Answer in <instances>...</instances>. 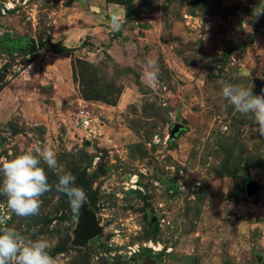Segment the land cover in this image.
I'll list each match as a JSON object with an SVG mask.
<instances>
[{"label":"rangeland","instance_id":"1","mask_svg":"<svg viewBox=\"0 0 264 264\" xmlns=\"http://www.w3.org/2000/svg\"><path fill=\"white\" fill-rule=\"evenodd\" d=\"M108 4L123 18L89 25ZM0 36V157L47 144L86 194L74 212L44 165L39 213L0 196V228L48 240L56 264H264V136L221 96L264 94V0H0ZM86 214L101 233L81 245Z\"/></svg>","mask_w":264,"mask_h":264},{"label":"clouds","instance_id":"2","mask_svg":"<svg viewBox=\"0 0 264 264\" xmlns=\"http://www.w3.org/2000/svg\"><path fill=\"white\" fill-rule=\"evenodd\" d=\"M147 86L151 87L157 78L156 64L147 62ZM221 96L241 115H251L253 130L264 136V94L256 95L252 90L237 84H225ZM47 168L56 171L58 182L55 187L68 197L75 212L83 204L86 194L76 186V177L70 171L58 168L57 153L45 144L29 149L12 158L0 157V196L6 198V207L17 217L27 218L37 215L41 207V197L51 190ZM4 205H0L3 207ZM5 217H0V223ZM51 245L46 239L26 240L19 232L0 228V264H56L50 255Z\"/></svg>","mask_w":264,"mask_h":264},{"label":"water","instance_id":"3","mask_svg":"<svg viewBox=\"0 0 264 264\" xmlns=\"http://www.w3.org/2000/svg\"><path fill=\"white\" fill-rule=\"evenodd\" d=\"M22 44L25 49L31 53L38 50L37 43L34 39H23ZM184 128V125L175 123L170 132V138L177 136ZM246 188L250 194L258 192V185L255 182H249ZM101 233V228L97 225L96 219L92 214H86L83 218V223L79 227L78 231V243L81 245L86 244L89 240L95 238Z\"/></svg>","mask_w":264,"mask_h":264},{"label":"crops","instance_id":"4","mask_svg":"<svg viewBox=\"0 0 264 264\" xmlns=\"http://www.w3.org/2000/svg\"><path fill=\"white\" fill-rule=\"evenodd\" d=\"M108 15L111 17L109 18ZM124 16V13L122 12V10L116 6H114L113 4H108L105 5L104 9L99 13L96 14L95 12H91V11H85L84 14V18L88 21L89 25H93L96 23V21L99 20V22L103 23L104 25H112L114 22H116V20L112 19V17H115L117 19H122ZM94 33V32H92ZM94 35V34H92ZM96 39H98L97 36H95ZM71 42V38H69V36H63L62 38H60L58 45H65L67 47L71 46V44L69 43ZM51 51V50H50ZM53 52V51H51ZM54 54L58 55L57 53L54 52ZM47 88H49L50 90H54L55 87L53 84H47Z\"/></svg>","mask_w":264,"mask_h":264},{"label":"trees","instance_id":"5","mask_svg":"<svg viewBox=\"0 0 264 264\" xmlns=\"http://www.w3.org/2000/svg\"><path fill=\"white\" fill-rule=\"evenodd\" d=\"M1 37H2V38H1ZM3 37H4V36H0V39L3 40V41H6ZM6 44H7V45H6ZM6 44H4V46L9 47L10 49H11V48H17V47L15 46V44H12V43H11L12 45H10V44H8V43H6ZM21 44H22V43H21ZM40 45L43 46L44 43L41 42ZM50 50L53 51V52H55V53H57V54L65 55V54H68L70 51L74 50V48H70V47H67V46H65V45H58V44H54V43H52V44L50 45Z\"/></svg>","mask_w":264,"mask_h":264},{"label":"built area","instance_id":"6","mask_svg":"<svg viewBox=\"0 0 264 264\" xmlns=\"http://www.w3.org/2000/svg\"><path fill=\"white\" fill-rule=\"evenodd\" d=\"M83 120V123L85 124V125H88L89 124V122H90V120H88V119H82Z\"/></svg>","mask_w":264,"mask_h":264}]
</instances>
